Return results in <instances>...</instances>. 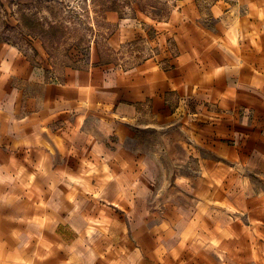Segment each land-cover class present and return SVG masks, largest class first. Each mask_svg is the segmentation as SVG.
Segmentation results:
<instances>
[{
	"label": "rangeland",
	"instance_id": "obj_1",
	"mask_svg": "<svg viewBox=\"0 0 264 264\" xmlns=\"http://www.w3.org/2000/svg\"><path fill=\"white\" fill-rule=\"evenodd\" d=\"M0 42L53 80L92 70L110 111L132 102L124 92L149 93L126 135L106 140L112 150H134L136 172L146 176L136 200L128 182L92 187L105 175L127 181L125 170L71 173L92 179L80 184L81 209L119 211L143 264H264V0H0ZM90 117L84 128L101 132L98 114ZM7 172L0 249H29L13 264L45 258L33 250L38 236L14 238V223L39 218L55 191L41 188L46 175Z\"/></svg>",
	"mask_w": 264,
	"mask_h": 264
},
{
	"label": "crops",
	"instance_id": "obj_2",
	"mask_svg": "<svg viewBox=\"0 0 264 264\" xmlns=\"http://www.w3.org/2000/svg\"><path fill=\"white\" fill-rule=\"evenodd\" d=\"M92 72L84 67L69 69L62 81L53 80L34 68L13 45L0 42V177L8 176L7 168L20 178L46 175L47 186L41 188L55 191L49 200L41 201L39 218L34 221L20 218L14 223L18 227L16 240L38 236L41 242L33 250L35 255L45 258L26 260L25 264H110V260L111 264H143L139 243L135 247L134 239L125 238L128 231L121 224L119 211L90 215L81 209L80 184H90L92 179L74 180L71 173L125 170L127 181L105 175L106 179L98 177L92 187L117 189L128 182V186H135L132 193V188L129 189V201L136 200L138 192L145 189L146 176L144 172H136L134 150L127 147L122 150L121 146L119 150H112L106 140L117 132L126 135L130 121L138 117L136 105L149 93L128 92L127 95L124 92L132 102L123 101L117 106L115 102L110 111L112 101L106 98V86L100 84L103 81L98 83L97 75ZM92 113L98 114L96 128L102 133L98 130L95 134L84 128L86 117L91 122ZM118 153H125V161L117 162ZM38 179L32 184L36 186L37 181L38 186ZM142 182L144 187H140ZM72 190L76 192L75 199ZM112 220H115L114 226ZM8 222L9 219L0 218L4 235L8 232L2 226ZM132 232L137 230L134 228ZM27 251V247L0 249V264H13L12 257L28 256ZM125 251L127 255L130 252L137 255L136 261L125 257Z\"/></svg>",
	"mask_w": 264,
	"mask_h": 264
}]
</instances>
